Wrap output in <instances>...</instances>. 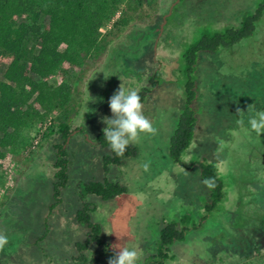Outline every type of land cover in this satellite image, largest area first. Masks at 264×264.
I'll return each instance as SVG.
<instances>
[{
    "label": "rangeland",
    "instance_id": "1",
    "mask_svg": "<svg viewBox=\"0 0 264 264\" xmlns=\"http://www.w3.org/2000/svg\"><path fill=\"white\" fill-rule=\"evenodd\" d=\"M153 1L154 7L141 11L142 19L125 26L112 24L118 9L99 28L97 48L86 61L67 68L63 79H48L53 86L70 84L69 101L61 108L27 107L29 116L17 129L18 144L0 146V232L8 236L0 264H79L72 260L78 254L74 242L82 241L86 230L73 219L79 206L75 184L103 178L124 191L104 200L84 195L93 207L90 221L98 224L104 243L90 242L80 252L96 259L94 264H108L117 243L136 248L141 264L152 253L161 227L174 219L180 228L183 214L191 219L183 238L169 245L173 259L164 264H264V134L251 131L247 109L264 110V11L250 35L229 47L198 51L186 72L182 54L199 31L238 26L258 0H177L155 48L158 25L174 0ZM4 69L0 59V79ZM187 80L193 84L195 124L189 145L174 162L167 145L183 108ZM121 83L126 90H144L143 114L158 132L142 134L131 145L135 154L105 171L101 158L109 150L91 139L105 125L102 117H112L109 98ZM64 115L70 132L66 142L57 133L37 139L56 116ZM241 119L242 125L237 123ZM54 144H64L67 180L48 212ZM198 161L216 165L222 195L214 204Z\"/></svg>",
    "mask_w": 264,
    "mask_h": 264
},
{
    "label": "trees",
    "instance_id": "2",
    "mask_svg": "<svg viewBox=\"0 0 264 264\" xmlns=\"http://www.w3.org/2000/svg\"><path fill=\"white\" fill-rule=\"evenodd\" d=\"M154 6L153 0H0V59L5 63L3 79H0V146L18 144L15 140L17 129L29 116L27 107L61 108L69 101L70 84L61 81L53 86L48 83V79L51 76H60L63 79L67 68L82 65L86 57L97 48L99 28L109 23L118 9L119 17L112 24L125 26L142 19L141 11L146 13L144 7L149 10ZM137 8H140V12L136 11ZM126 10L130 13L125 14ZM263 11L264 0H258L252 12L242 15L238 26L219 29L203 27L197 38L183 51L185 71L189 72L192 68L198 51L210 52L220 47H229L250 35ZM152 77L155 78L156 73ZM150 83L153 86L155 80ZM138 94L142 99L144 90ZM183 94V108L167 145L168 155L174 162H179L181 153L189 145L195 124L194 110L191 107L194 91L189 80L184 85ZM52 121L53 124L47 126L38 139L57 133L65 140L69 134V120L64 115L56 116ZM105 127L106 124L91 139V143L108 148L109 153L101 158L103 169L106 171L109 165L120 164L123 158L134 155L136 148L129 145L123 157H118L104 139ZM53 148L55 180L51 184L52 202L47 207L48 212L59 201V189L67 180L66 151L62 144H54ZM196 165L202 181L209 177L215 179V187L207 188L212 203L218 202L222 195V184L216 165L213 162L201 161ZM75 189L79 206L74 211L73 219L84 226L86 231L82 241L74 242L78 254L72 257V260L79 264H94L97 263L96 259H88L80 252L84 251L90 242L101 246L104 243L99 236L98 224L90 221L89 213L93 207L84 201V195L92 194L104 200L122 193L124 188L103 178L101 181L79 180ZM190 219L188 214L181 215L178 219L182 225L180 228L176 227L174 219H169L161 227L152 253L143 257L141 264H164L173 259L169 245L183 238L186 230L184 226ZM218 260L224 263L223 258Z\"/></svg>",
    "mask_w": 264,
    "mask_h": 264
},
{
    "label": "clouds",
    "instance_id": "3",
    "mask_svg": "<svg viewBox=\"0 0 264 264\" xmlns=\"http://www.w3.org/2000/svg\"><path fill=\"white\" fill-rule=\"evenodd\" d=\"M109 107L112 117H102L107 125L103 129L104 139L109 148L118 157H123L129 145L138 143L142 134L156 135L158 130L153 123L143 114V104L138 91L125 89L122 86L109 98ZM250 115L248 125L251 131L257 135L264 134V110L256 111L252 105H248ZM237 113L243 115V110L237 108ZM243 119L237 123L242 125ZM190 161H185V163ZM150 168V161L143 164L144 171ZM202 183L209 189L215 187L214 178H205ZM111 234L110 232H108ZM120 240V237H117ZM8 243V236L0 232V249ZM113 255L109 258L108 264H137L140 252L136 248L120 246L118 243L112 245Z\"/></svg>",
    "mask_w": 264,
    "mask_h": 264
},
{
    "label": "water",
    "instance_id": "4",
    "mask_svg": "<svg viewBox=\"0 0 264 264\" xmlns=\"http://www.w3.org/2000/svg\"><path fill=\"white\" fill-rule=\"evenodd\" d=\"M176 1H177V0H174V1L171 3L170 7L168 8L167 12H166L164 15H162L161 22L159 23L158 28H157V33H156V37H155V40H154L153 48H155V43H156L157 37L159 36V34H160L161 30H162L163 24H164V22H165V18H166L167 15H169L170 10H171V7H172V5H173ZM153 50H154V49H153Z\"/></svg>",
    "mask_w": 264,
    "mask_h": 264
},
{
    "label": "flooded vegetation",
    "instance_id": "5",
    "mask_svg": "<svg viewBox=\"0 0 264 264\" xmlns=\"http://www.w3.org/2000/svg\"><path fill=\"white\" fill-rule=\"evenodd\" d=\"M69 134H70V132H69ZM68 134V135H69ZM67 138H68V136H67ZM67 138L64 140L65 142H66V140H67ZM62 147L64 148V144H62ZM65 149V148H64ZM66 151V150H65ZM67 155V154H66ZM67 157V156H66ZM67 159V158H66ZM54 160H55V152H54Z\"/></svg>",
    "mask_w": 264,
    "mask_h": 264
},
{
    "label": "built area",
    "instance_id": "6",
    "mask_svg": "<svg viewBox=\"0 0 264 264\" xmlns=\"http://www.w3.org/2000/svg\"><path fill=\"white\" fill-rule=\"evenodd\" d=\"M39 137H37V139H38ZM37 141L36 140H34V143H36Z\"/></svg>",
    "mask_w": 264,
    "mask_h": 264
}]
</instances>
